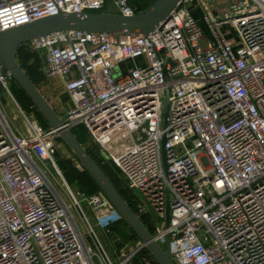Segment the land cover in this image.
<instances>
[{
  "label": "built area",
  "instance_id": "1",
  "mask_svg": "<svg viewBox=\"0 0 264 264\" xmlns=\"http://www.w3.org/2000/svg\"><path fill=\"white\" fill-rule=\"evenodd\" d=\"M191 1L148 36L68 31L29 45L72 100L63 128L84 127L116 166L174 264H264V0H228L216 16L197 0L207 36ZM108 5L135 13L129 0H0V32ZM13 81L0 72V264H158L135 235L122 243L123 219L102 192L67 182L57 132L18 105Z\"/></svg>",
  "mask_w": 264,
  "mask_h": 264
},
{
  "label": "water",
  "instance_id": "2",
  "mask_svg": "<svg viewBox=\"0 0 264 264\" xmlns=\"http://www.w3.org/2000/svg\"><path fill=\"white\" fill-rule=\"evenodd\" d=\"M179 0H155L146 10L124 16L117 13H80L49 16L29 24L0 32V72H9L15 83L30 99L51 129L55 130L61 142L72 153L76 162L86 171L111 205L120 214L133 234L146 246L158 264H174L170 240L160 247L151 237L140 219L121 197L116 188L104 175L73 134L63 128L62 120L57 116L48 101L31 82L19 66L16 55L18 50L46 35L59 32L80 31L112 35H151L169 14L176 8ZM1 94V85H0ZM168 105H165L164 127L166 126ZM167 221L169 210L167 209Z\"/></svg>",
  "mask_w": 264,
  "mask_h": 264
},
{
  "label": "trees",
  "instance_id": "3",
  "mask_svg": "<svg viewBox=\"0 0 264 264\" xmlns=\"http://www.w3.org/2000/svg\"><path fill=\"white\" fill-rule=\"evenodd\" d=\"M154 1L155 0H129V4H130V6H132L135 9V13L138 14V13H141L144 10H146ZM25 46L26 45L22 46L18 50L17 55H16V60H17V62L19 64V66L23 69V71L26 73V75L31 80V76L34 75L35 71L37 70L38 64H39V59H38L39 53H36V52H33L31 54L27 53V54H30L31 57L27 56V55H25L22 52ZM31 60H34V62L32 64H29L31 62ZM31 82H32V80H31ZM15 84L16 83H14V81H13V85H15ZM21 94L26 99V101L30 104V107H32L35 110V112L38 113L42 117V115L37 111V109L34 107L32 102L30 101V99L24 94L23 91L21 92ZM41 119L43 120L44 118L42 117ZM48 127H49V125H48ZM45 129H48V128H45ZM83 129H84V127H83ZM76 130H77V128L72 130L71 133L73 134V136L82 145V147L89 154V156L93 159V161L98 165V167L101 169V171L104 173V175L108 178V180L112 183V185L116 188V190L119 192L121 197L125 200V202L133 210V212L136 213L135 205L132 202V196H131L129 191L124 189L123 181H122V184H121L120 188L118 186H116L115 183L117 182V180H119V178L117 176H115L114 173H112V171L110 170V168L108 166V165H110L109 164L110 162H106L107 163L106 164V163L102 162L103 160H100L101 158L99 159V157L97 155V148H96L95 145L90 144V141H89V138H88V136L86 134L85 129H84V132H85V135L87 136V139H86L85 136H84V139H81L80 134ZM58 141L61 142L60 139H58ZM94 155H96L97 158ZM102 167L105 168V170H103ZM115 168H116V166H115ZM68 170H69V172L66 171V180H67V182L70 183V184H75L77 186L79 185L78 188H79V190L81 192H83L86 195H93V194H97L98 192H101L100 189L98 188V186L95 184V182L86 173V171L83 170L82 172H80L76 168L74 169L72 166H71V169L69 168ZM110 175L114 176L113 177L114 181H112L109 178ZM127 227H128L127 224L123 221L122 224H120L118 226H115L113 228V231L115 232V234H117L121 238L122 243H124L128 239H130L128 237H131L132 235H134L131 232V230H129V231L126 230ZM122 238H124V239L122 240Z\"/></svg>",
  "mask_w": 264,
  "mask_h": 264
},
{
  "label": "crops",
  "instance_id": "4",
  "mask_svg": "<svg viewBox=\"0 0 264 264\" xmlns=\"http://www.w3.org/2000/svg\"><path fill=\"white\" fill-rule=\"evenodd\" d=\"M210 1L209 5L205 2L206 9L214 16L224 14L228 11L231 2L228 0H205ZM192 16L201 25L203 33L208 35V31L203 21V10L197 0H192L188 5ZM103 12L116 13L114 7L108 5ZM206 30V31H205ZM204 33V34H205ZM39 64L34 75L31 76V80L36 88L41 92L44 98L48 101L52 109L57 116L62 120L66 112L73 106L72 100L63 88V81L60 78L49 79L46 76V64L42 53L38 55ZM34 60H31L29 64H32ZM75 75V74H74ZM50 127V126H49ZM137 214V211H136ZM142 222L145 220L142 218ZM130 230V229H129ZM128 231V230H127ZM132 232V231H131ZM133 233V232H132Z\"/></svg>",
  "mask_w": 264,
  "mask_h": 264
},
{
  "label": "rangeland",
  "instance_id": "5",
  "mask_svg": "<svg viewBox=\"0 0 264 264\" xmlns=\"http://www.w3.org/2000/svg\"><path fill=\"white\" fill-rule=\"evenodd\" d=\"M205 3L207 5H209L210 1H205ZM95 13H100V12H95ZM202 22H200V25H201ZM206 31V30H205ZM205 33V32H204ZM206 35V33H205ZM229 36L231 38H233L234 36L232 35V33H229ZM25 55L27 56H30L31 57V53H33L32 49L30 48V45L27 44L23 51H22ZM27 53H30V54H27ZM21 88L15 84L11 87V92H12V95L13 97L15 98V100L17 101L18 105L26 112V113H33L34 116L36 117L38 123L43 127V128H49L48 127V123L43 119H41L42 117L35 112V110L30 107V104L26 101V99L23 97V95L21 94ZM4 110L6 111V114H7V117H8V120L10 121V124L12 127H16L20 132H25L26 130V125H25V120L23 118L22 115H20L15 121L13 120L14 116L16 115L17 113V109L15 107V105L13 104V102L9 99V98H6V103L4 104ZM80 136H81V139H84V136L86 137L87 139V136L85 135V132H84V129L82 126L80 127H77V130H76ZM94 154V153H93ZM96 156V155H94ZM97 158V156H96ZM55 161L57 162L58 164V167L59 169L61 170V172L63 173L65 179H66V171L69 172V168L71 169V166L75 169H77V163H76V160L75 158L73 157L72 153L67 149V147L62 143V142H59L57 141L56 143V154H55V157H54ZM109 160V159H108ZM101 163V162H100ZM107 164V163H106ZM110 165L109 168L110 170L112 171V173H114L115 176H117L119 178V180H117V182L115 183L116 186H118L120 188L121 184H122V176L120 174V172L115 168V166L113 165L112 162L109 163ZM104 167V166H103ZM103 170H105V168H103ZM78 170V169H77ZM107 171V170H106ZM114 176H109V178L114 181ZM116 179V178H115ZM79 186V185H78ZM153 216L155 218H157V215L154 213ZM168 223V221H167ZM129 231V229H127ZM129 236V235H128ZM130 238V237H128ZM124 238H122L123 240ZM109 241L112 242V239L109 238Z\"/></svg>",
  "mask_w": 264,
  "mask_h": 264
}]
</instances>
